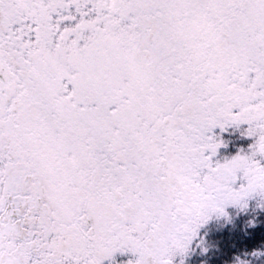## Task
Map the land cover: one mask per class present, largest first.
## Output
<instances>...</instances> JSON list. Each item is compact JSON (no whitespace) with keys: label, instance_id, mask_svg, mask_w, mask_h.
Masks as SVG:
<instances>
[{"label":"snow or ice","instance_id":"1","mask_svg":"<svg viewBox=\"0 0 264 264\" xmlns=\"http://www.w3.org/2000/svg\"><path fill=\"white\" fill-rule=\"evenodd\" d=\"M255 198L264 0H0V264H184Z\"/></svg>","mask_w":264,"mask_h":264},{"label":"rangeland","instance_id":"2","mask_svg":"<svg viewBox=\"0 0 264 264\" xmlns=\"http://www.w3.org/2000/svg\"><path fill=\"white\" fill-rule=\"evenodd\" d=\"M249 212L250 211H244L243 210L241 213H244V214H242L239 217L238 223L232 222L231 225L229 223H226V224L222 225L220 228H217V225L214 228H212V227L211 228H205V227L201 228L200 231H199V238L203 239L204 241H206V246L208 244V249L210 248L207 252H204V253L208 254L209 256L215 255V257H220L224 253V249L225 248H224V244L223 243H218V239L224 238L226 235L228 237H230L231 235L235 236L239 232L237 228L241 227V228L244 229V231L241 234H237L236 235V239L241 240V243H239L240 247L237 246L235 248L236 252H238V253H236L235 251H234L235 252L234 255H231V253H228V255L224 256V257H227L228 259L220 261V263L221 264H227L226 263L227 261H229V262L232 261V263H233V259H234L235 256H241V258L247 259L249 261V263H253V264H261V263H263L264 264V255L254 256V258L252 257V258L248 259L247 256H244L245 253H241L240 252L242 250V249L240 250L242 243H244V244L247 243L248 248L250 246L249 244L251 243V242H243L244 238H245V234L248 233L249 230H250V232H252V230L261 229L260 225H262V223L259 222V221H261V219H264V214H263L264 208L260 207L258 212L254 213L251 217L246 216ZM247 220L248 221L249 220L255 221L257 226L253 227V229L250 228V227L245 229V227H243V225L246 224ZM256 220L258 221V223L256 222ZM228 228H230L231 230L227 233ZM219 230H221L220 233H219ZM228 237L225 238L226 241L229 240ZM228 242L230 243L231 248L233 250L234 249L233 244H236V243H233L231 241H228ZM263 246H264V238H263L262 247L260 248V251H262V252H264V247ZM215 250H216V252H213V253L210 252V251H215ZM195 251L199 252V251H201V248L198 250V247L194 243L192 245V248H191L190 252L185 257V261L186 262H188V261L191 262V260L193 261V259H194L193 255H195V253H196ZM203 257H205V256H203ZM229 258H231V260H229ZM205 261H206L205 264H212L211 261L207 260V257H205Z\"/></svg>","mask_w":264,"mask_h":264},{"label":"flooded vegetation","instance_id":"3","mask_svg":"<svg viewBox=\"0 0 264 264\" xmlns=\"http://www.w3.org/2000/svg\"><path fill=\"white\" fill-rule=\"evenodd\" d=\"M245 125L240 126L239 128L231 127L223 132L219 128L213 130V135L219 136L220 139L223 141L224 147L220 148L218 150V154L216 159L223 160L225 158H231L237 154H240L241 151H247L250 144L252 143L251 139L247 138L244 133L246 131ZM264 203V201H261L259 198H255L249 201L248 210H259V204ZM234 210H240L236 207H229L226 209V211H234ZM208 225V224H207ZM206 225V226H207ZM194 260L192 261L193 264H205V257L209 256L205 253H195ZM205 256V257H203ZM116 264H127V261L131 259L130 256L125 255L121 256L117 254L116 256ZM180 257H177L174 264H180ZM184 259V264L185 258ZM227 264H233L232 261H227ZM106 264H109V262L106 261ZM213 264H216L215 262Z\"/></svg>","mask_w":264,"mask_h":264},{"label":"trees","instance_id":"4","mask_svg":"<svg viewBox=\"0 0 264 264\" xmlns=\"http://www.w3.org/2000/svg\"><path fill=\"white\" fill-rule=\"evenodd\" d=\"M257 213V212H256ZM254 214V213H253ZM252 214V215H253ZM251 215V216H252ZM251 216H249V217H251ZM256 222L258 223V221L256 220ZM259 222H261L262 223V225H260V228L261 229H255V230H252V232H250V230H249V232L248 233H246L245 234V238H244V241L243 242H251L249 245V248H248V245H247V243L246 244H244V243H242V245H241V248H240V252L241 253H252L254 250H260V248L262 247V244H263V237H264V219H261V221H259ZM243 227H245V229L246 228H248V220H247V222H246V224L245 225H243ZM250 228H252L253 229V227H250ZM238 229V233L237 234H241L243 231H244V229L243 228H241V227H238L237 228ZM241 229V230H240ZM231 229L230 228H228V230H227V233L230 231ZM236 234V235H237ZM236 235L235 236H230V237H228L227 235L224 237V238H220V239H218V243H223L224 244V253H226V255L228 254V253H231V255H234V253L236 252V247L237 246H239L240 247V244L239 243H241V240H239V239H236ZM226 237H228L229 238V240L228 241H231V242H233V243H236V244H233V246H234V249L232 250V248H231V245H230V243L228 242V241H226L225 240V238ZM236 239V240H235ZM264 247V246H263ZM235 251V252H234ZM236 253H238V252H236ZM248 257V259L249 258H252V255H248L247 256ZM254 258V257H253ZM228 258L227 257H221V258H218V262H217V264H220V262L219 261H223V260H227ZM229 260H231V258H229Z\"/></svg>","mask_w":264,"mask_h":264},{"label":"clouds","instance_id":"5","mask_svg":"<svg viewBox=\"0 0 264 264\" xmlns=\"http://www.w3.org/2000/svg\"><path fill=\"white\" fill-rule=\"evenodd\" d=\"M264 203H260L259 207H261V205ZM256 223L253 220H249L248 221V227H256ZM201 249H206L207 252L208 251V247L206 246V241L203 240L202 244H201ZM248 255H252V256H260V255H264V252L260 251V250H254L252 253H245L244 256H248ZM233 264H249V261L247 259L241 258V256H235L233 259Z\"/></svg>","mask_w":264,"mask_h":264}]
</instances>
